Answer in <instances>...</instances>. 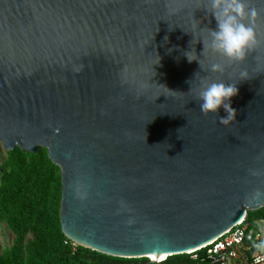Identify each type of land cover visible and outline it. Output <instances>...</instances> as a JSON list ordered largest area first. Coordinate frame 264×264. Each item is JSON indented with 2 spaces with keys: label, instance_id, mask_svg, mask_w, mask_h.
Segmentation results:
<instances>
[{
  "label": "water",
  "instance_id": "obj_1",
  "mask_svg": "<svg viewBox=\"0 0 264 264\" xmlns=\"http://www.w3.org/2000/svg\"><path fill=\"white\" fill-rule=\"evenodd\" d=\"M247 3L259 43L230 63L202 53L207 0H0V144L47 149L67 239L177 255L264 207V0ZM202 81L237 83L234 122L200 111Z\"/></svg>",
  "mask_w": 264,
  "mask_h": 264
},
{
  "label": "rangeland",
  "instance_id": "obj_2",
  "mask_svg": "<svg viewBox=\"0 0 264 264\" xmlns=\"http://www.w3.org/2000/svg\"><path fill=\"white\" fill-rule=\"evenodd\" d=\"M17 149L20 148L16 147L14 150L7 152L0 144V206L6 202L8 198H10V195L18 190V187L24 182L23 170L29 167V176L33 177L34 181L31 188L28 189V187H26L23 191L22 198L28 203L30 213L22 222L15 219L13 225L8 223L6 213H0V264H27L29 245L34 242L35 232H37L38 228L41 226V224H37L39 221H36V218L40 220H52L53 218H57L59 220L61 199L60 168L52 162L51 166L46 163V160L49 158L47 149L45 148H40L38 152L35 153H40L42 157L37 165L31 164L26 158L24 161L21 160L19 158V153L16 152ZM22 152L23 154L27 153L25 151ZM59 189L60 194L58 192ZM47 222L48 221L43 222L46 227L48 226ZM61 234L64 238L52 242L51 244L55 249L54 255L51 254L47 244L43 245L44 250L39 255L40 264H52L55 258L61 261V259L65 257L68 252L64 243L67 237L64 236L62 231ZM76 246L83 251L95 254L98 253L80 245ZM76 246L72 247V250L76 248ZM98 254L105 258L115 260L116 262L122 261L117 257L101 253ZM133 260L142 262L147 259L136 258Z\"/></svg>",
  "mask_w": 264,
  "mask_h": 264
},
{
  "label": "clouds",
  "instance_id": "obj_3",
  "mask_svg": "<svg viewBox=\"0 0 264 264\" xmlns=\"http://www.w3.org/2000/svg\"><path fill=\"white\" fill-rule=\"evenodd\" d=\"M205 10L215 18L217 28L216 30L208 29L210 42L208 45H205L203 42L202 53L207 47L210 48L212 53L225 58L230 63L242 62L246 55L254 50L259 43L254 23L257 17L256 10L248 7L247 0H207V8ZM249 17L251 19L248 23H245V19ZM192 43L193 40L190 41L191 45ZM183 55L189 63L198 60L196 58L195 48H192L190 51H185ZM79 70L77 69V71ZM210 70L213 72H222L224 65L214 63L211 65ZM248 80L250 78L247 72H241L239 83ZM236 85L237 83H207L206 81H202L201 89L196 96V100L201 101L199 104L200 111L205 116L210 113L216 116L218 109L223 107L227 115L226 117H221L219 123L228 125L234 122L236 110L231 106V99L238 95ZM178 139L180 138L178 137ZM260 230L264 232V227ZM249 240H252L251 236H249ZM257 241H253L251 244L254 250L252 256L253 264H264V238L258 236Z\"/></svg>",
  "mask_w": 264,
  "mask_h": 264
},
{
  "label": "trees",
  "instance_id": "obj_4",
  "mask_svg": "<svg viewBox=\"0 0 264 264\" xmlns=\"http://www.w3.org/2000/svg\"><path fill=\"white\" fill-rule=\"evenodd\" d=\"M19 150L20 149H17L16 151L20 155L19 158L23 161L26 158L33 165H37L42 159L40 153L35 155L29 153L23 154V152ZM46 163L51 166V161L49 159L46 160ZM23 174L24 182L18 187V190L14 191L10 195V198H8V200L0 206V213H6L7 221L11 225L14 224L15 219L19 220V222L24 221L30 213L28 203L22 198V193L26 187H28V189L32 187L34 180L33 177L29 176V167L24 168ZM58 192L60 194V189ZM248 216L250 218L264 219V208L253 212L250 211L248 212ZM36 219V221H39L37 224H41V226L38 228V231L35 232L34 242L29 245L27 264H40L39 255L44 250L43 245L45 244L49 246L48 249L51 251V254L54 255L55 249L51 245L52 242L59 241L61 238H64L61 234L60 223L57 218H53L52 220H40L39 218ZM45 221H48L47 227L43 224ZM65 242H67V244H65L66 248L68 249L67 254L65 257H63V259H61V261L58 258H55L52 264H153L148 263V259L142 262H137L133 259L120 258L122 261L116 262L115 260L105 258L98 253L95 254L88 251H83L78 246H76L75 250H72L71 243L67 238L65 239ZM179 259H181V257L176 256L169 258L168 261L178 264Z\"/></svg>",
  "mask_w": 264,
  "mask_h": 264
},
{
  "label": "built area",
  "instance_id": "obj_5",
  "mask_svg": "<svg viewBox=\"0 0 264 264\" xmlns=\"http://www.w3.org/2000/svg\"><path fill=\"white\" fill-rule=\"evenodd\" d=\"M262 227L264 219L250 218L246 213L239 222L211 241L182 254L170 255L159 264H174L168 259L176 256L181 257L178 264H253L251 244L257 241L258 236L264 238V232L260 230ZM69 241L72 247L77 245Z\"/></svg>",
  "mask_w": 264,
  "mask_h": 264
},
{
  "label": "bare ground",
  "instance_id": "obj_6",
  "mask_svg": "<svg viewBox=\"0 0 264 264\" xmlns=\"http://www.w3.org/2000/svg\"><path fill=\"white\" fill-rule=\"evenodd\" d=\"M170 255L168 254H164V253H159V254H149L144 256V259H148L150 261H156V262H161L164 259H166L167 257H169Z\"/></svg>",
  "mask_w": 264,
  "mask_h": 264
}]
</instances>
